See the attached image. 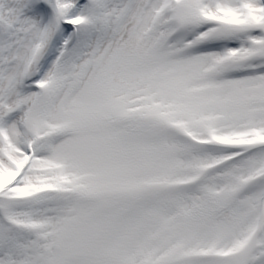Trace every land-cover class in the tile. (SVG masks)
Here are the masks:
<instances>
[{
  "label": "snow or ice",
  "instance_id": "obj_1",
  "mask_svg": "<svg viewBox=\"0 0 264 264\" xmlns=\"http://www.w3.org/2000/svg\"><path fill=\"white\" fill-rule=\"evenodd\" d=\"M0 264H264V0H0Z\"/></svg>",
  "mask_w": 264,
  "mask_h": 264
}]
</instances>
